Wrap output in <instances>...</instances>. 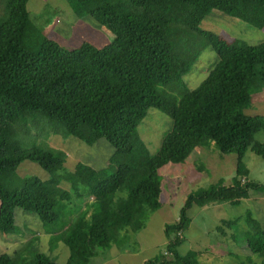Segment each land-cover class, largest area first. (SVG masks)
<instances>
[{"label":"trees","instance_id":"1","mask_svg":"<svg viewBox=\"0 0 264 264\" xmlns=\"http://www.w3.org/2000/svg\"><path fill=\"white\" fill-rule=\"evenodd\" d=\"M28 1L7 0L0 14V233L19 234L14 212L21 209L57 226L68 249L64 263L34 250L23 264H89L145 228L160 207L166 165L182 164L195 148L213 144L220 154L236 155L235 177L187 194L177 220L164 226L163 250L142 263L200 264L206 251L178 252L191 222L188 209L236 206L250 190L264 192L241 161L248 149L264 155V142L254 141L264 131V115L244 112L252 107L251 85L264 82V40L228 41L202 23L216 10L263 29L264 0H66L76 17L89 16L112 36L102 46L84 40L72 49L47 36ZM206 50L214 63L189 87L185 78ZM150 108L172 121L155 153L137 130ZM50 134L90 146L104 140L113 152L102 168L79 161L67 169V153L48 144ZM25 160L47 178L19 175ZM244 220L242 233L239 219L221 226L235 230L233 239L240 234L264 264V227L250 210ZM37 240L0 252V264H22L26 245Z\"/></svg>","mask_w":264,"mask_h":264},{"label":"rangeland","instance_id":"2","mask_svg":"<svg viewBox=\"0 0 264 264\" xmlns=\"http://www.w3.org/2000/svg\"><path fill=\"white\" fill-rule=\"evenodd\" d=\"M6 1L0 0V14ZM27 7L31 18L35 19L36 24L47 36L65 48H75L84 40L97 46L111 41V33L106 28L94 22L89 16L76 17L66 0H29ZM202 27L214 31L228 41L238 38L249 44H256L264 40V28H254L216 10L211 11L205 18ZM214 59L215 56L210 51L203 52L198 63L185 78L189 87H194L200 82L213 65ZM249 92L252 107L245 109V114L264 115V82L256 79ZM171 122L168 115L156 108H150L139 123L137 130L150 153L157 151L162 137L171 128ZM33 135L35 136L36 132ZM46 141L50 146L61 148L67 153L65 163L67 169H72L79 161L95 168H102L113 152V147L104 140L90 146L73 136L63 139L61 135L50 134ZM254 141L264 142V131L256 132ZM241 161L249 171L248 179L263 184L264 155H257L248 149ZM236 163L235 154H220L213 144H208L195 148L182 164L166 165L160 174V207L148 216L147 229L144 232L147 239H144V236L141 238L143 242L154 240L156 249L150 253L145 252L146 249L143 252L138 251L139 247L137 242L135 243V238L139 232L132 233L130 239L120 246L113 245L108 250H101L89 264H142L141 261L144 258L163 250L162 243L166 239L164 226L176 221L187 194L205 190L216 184L219 179H222L224 184H230L235 177ZM17 172L21 176L34 175L43 180L47 178L46 171L29 160L21 162ZM77 204L80 209L84 207L81 202ZM247 210H250L264 227V192L250 190L249 197L242 199L236 206L226 202L212 203L203 207L191 206L187 211L191 222L184 232L186 240L178 247V252L184 255L189 250L206 251L200 258V264H259L260 257L246 250L241 235L233 239L231 234L235 230L221 226L222 220L239 219L237 231L242 233L248 230L244 220ZM14 222L18 231L20 230L19 234L0 233V252L12 254L16 250L10 249L11 242L18 243L20 248L23 243L37 237V241L26 245V251L23 253L25 255L20 258L22 264L34 250L45 253L56 262L66 261L68 249L58 237L60 229L57 226L47 227L34 214L21 209L15 210ZM219 227L222 228L219 229ZM155 240H158L157 243ZM135 251L136 256L132 253Z\"/></svg>","mask_w":264,"mask_h":264},{"label":"crops","instance_id":"3","mask_svg":"<svg viewBox=\"0 0 264 264\" xmlns=\"http://www.w3.org/2000/svg\"><path fill=\"white\" fill-rule=\"evenodd\" d=\"M35 215V214H34ZM36 216V215H35ZM37 217V216H36ZM39 219V218H38ZM177 220V219H176ZM43 224V223H42ZM147 229V227L145 226V228L143 229V230H141V231H139V233H138V235L136 236V238H135V243L137 242V244H138V251H140V252H143L145 249V252H148V253H150L153 249H156V247H154V240H151V241H146V242H143V240L141 239L143 236H144V239H147V236L145 235V230ZM2 240V239H1ZM186 240V238H184V241ZM157 241L158 240H155V243H157ZM165 243H166V239H165V241L162 243V245H163V247H164V245H165ZM18 243H10V245H9V247H10V249H12L13 251H15V250H17L19 247H18ZM56 246V245H55ZM54 246V247H55ZM133 253V255H137V252L135 251V252H132ZM158 253V252H157ZM156 253V254H157ZM45 254V253H44ZM156 254H152L151 256H149V257H147V258H144V260H142L141 262H144V261H146L147 259H149V258H152V257H154Z\"/></svg>","mask_w":264,"mask_h":264}]
</instances>
